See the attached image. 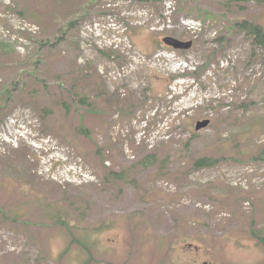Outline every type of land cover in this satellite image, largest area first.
I'll return each mask as SVG.
<instances>
[{
  "label": "rangeland",
  "instance_id": "374dc122",
  "mask_svg": "<svg viewBox=\"0 0 264 264\" xmlns=\"http://www.w3.org/2000/svg\"><path fill=\"white\" fill-rule=\"evenodd\" d=\"M228 20L264 28V0H0V264H264V50L220 47Z\"/></svg>",
  "mask_w": 264,
  "mask_h": 264
},
{
  "label": "trees",
  "instance_id": "16d2710c",
  "mask_svg": "<svg viewBox=\"0 0 264 264\" xmlns=\"http://www.w3.org/2000/svg\"><path fill=\"white\" fill-rule=\"evenodd\" d=\"M204 15L207 19H210L214 22L218 20V16H215V15H212L206 12ZM73 23L74 21H70L67 27H69ZM225 28L227 31L225 35L217 39L220 47H224V44L230 39V36H232L233 34L245 33L246 36L252 39L254 47L264 50V28L261 25L253 23L248 20H241L239 22L238 21L232 22L231 20H228ZM39 48H40V45H39ZM15 85H16L17 90L20 91V89H18L17 87V86L20 87L21 85L20 81L15 82ZM2 87H3L2 89L0 88V94L2 95L0 96V110L3 109L7 100L11 98V93L14 90L12 87H4V86ZM33 97L34 95L32 92V98L30 97L31 99H27L26 104L31 103L32 105H36V102L33 99ZM68 98L70 102L69 104H73L75 108L77 106L78 107L84 106L88 108L91 107L89 95L85 94L84 92H78L77 90H75V88H71L68 91ZM40 113L45 117V116H48L51 113V111L48 108H42V111H40ZM256 153H258V155L255 156V159H261L264 161V149H261V150L258 149ZM217 163L218 161L214 158H199L198 160L195 161L194 168H197V169L212 168L216 166ZM140 165H142V167L144 168H147L150 166L154 167L158 165L159 167L158 171L160 172H162L163 169L165 168L163 162L159 163L158 159H156L154 156H146L144 159L140 161ZM127 172L125 171H122L120 173L111 172L110 175H113L119 179H127V176H125V173L127 174ZM252 236L256 238H262L260 237V231L258 233L253 231ZM261 243L263 244V242Z\"/></svg>",
  "mask_w": 264,
  "mask_h": 264
},
{
  "label": "water",
  "instance_id": "95a60500",
  "mask_svg": "<svg viewBox=\"0 0 264 264\" xmlns=\"http://www.w3.org/2000/svg\"><path fill=\"white\" fill-rule=\"evenodd\" d=\"M163 43L166 44L167 46H170L174 49H179V50H188L192 46V42H180L174 38L166 37L163 39ZM209 124L208 120H204L201 122H198L196 124L195 130L198 131L200 129H203L207 127Z\"/></svg>",
  "mask_w": 264,
  "mask_h": 264
}]
</instances>
